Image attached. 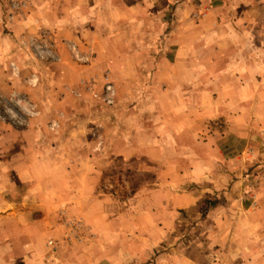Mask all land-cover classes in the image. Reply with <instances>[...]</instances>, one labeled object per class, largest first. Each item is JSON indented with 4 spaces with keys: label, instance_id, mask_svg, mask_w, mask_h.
<instances>
[{
    "label": "rangeland",
    "instance_id": "1",
    "mask_svg": "<svg viewBox=\"0 0 264 264\" xmlns=\"http://www.w3.org/2000/svg\"><path fill=\"white\" fill-rule=\"evenodd\" d=\"M35 1L0 0V256L13 247L15 233L29 230L27 235L34 236V249L40 255L34 264H158L156 257L167 253V243L156 250L147 247L144 255L136 257L135 249L126 245L125 250H117L120 243L115 238L106 243L104 236H96L82 219L70 226H63L64 221L56 223L47 233L49 228L41 226L43 210L31 211L30 204L42 203L48 187L62 181L76 183L92 164L97 170L93 173L95 191L111 193L121 203L139 190L154 188L156 174L165 168V162L142 157L123 160L110 144L122 137L136 140L144 123L165 128L160 134L164 139L176 123L185 122V110H192L194 131L180 133L177 146L162 145L165 157L175 160L179 170H186L191 158L199 160L210 152L203 147L207 137L217 142L227 134L223 156L231 174L239 163L231 162L236 143L225 119H201L195 110H233V71L246 80L248 69L224 68L225 75L219 80L221 73L214 66L162 65L176 55L166 49L165 36L157 50L145 52L148 63L140 67L126 68L121 50L114 59H97V52L81 35H58L57 20L43 19L38 12L42 5ZM70 25L75 27L73 22ZM176 53L184 58V51ZM208 54L214 56L215 52ZM194 57L200 58V52H194ZM259 136L257 166L263 170L264 133ZM239 167L240 178L221 181L228 190L215 191L209 180L193 184L198 189L207 187L214 195H206L192 216L183 217L190 221L197 211L203 214L208 201L227 203L230 197L223 193H230L234 182L248 184L249 165L241 163ZM253 180L252 185L259 183ZM25 218L40 220V226H13L12 220ZM191 223L178 227L183 243L196 237L200 229L195 225L198 221ZM0 264L14 263L0 257Z\"/></svg>",
    "mask_w": 264,
    "mask_h": 264
},
{
    "label": "crops",
    "instance_id": "2",
    "mask_svg": "<svg viewBox=\"0 0 264 264\" xmlns=\"http://www.w3.org/2000/svg\"><path fill=\"white\" fill-rule=\"evenodd\" d=\"M198 1L200 5H195ZM35 2L42 5L38 12L43 19L57 20L58 35L71 38L81 35L91 43L97 59H114L121 50L122 64L126 68L140 67L148 63L145 52L157 50L161 37L165 36L166 49L176 55L174 60L164 61L162 65L214 66L218 68L216 72L221 73L219 80L225 75L224 68L248 69L246 80L241 76L237 78L233 71V110H195L201 119H225L232 142L236 143L231 162L239 163L231 174L225 168L223 156L227 134L217 142L207 137L203 147L209 148L210 152L199 160L191 158V165L186 170H179L175 160L165 157L160 150L162 145L173 143L177 146L180 133L189 129L194 131L192 110H185V122L176 123V128L166 132L164 139L160 134L165 128L144 123L136 140L122 137L110 144L123 160L142 157L156 163L165 162V168L156 174L154 188L139 190L127 202L121 203L111 193L95 191L97 178L93 173L97 170L92 164L76 183L62 181L46 188L42 203L31 202V211L43 210L41 226L49 228L46 232L56 223L62 225L64 221L63 226H70L82 219V224L99 238L104 236L106 243L115 238L120 243L117 250H125L126 245L135 249L136 257L144 255L147 247L156 250L167 243V253L156 257L158 264H264V169L258 170L260 166H257L260 157L257 140L264 133V0ZM72 22L77 28H72ZM181 51L185 52L183 59L176 53ZM198 51L200 58L194 57V52ZM208 52H215V55L210 56ZM241 163L250 167L245 175L249 179L247 185L234 182L230 193H223L230 197L227 203L218 204L205 214L197 211L190 221L183 217V214L192 216L190 213L193 214L206 195H214L207 187L198 189L193 184L209 180L213 182L212 188L221 192L225 189L221 181L240 178ZM253 179L259 183L256 181L252 185ZM39 221L33 218L12 220L15 227L31 229L40 226ZM192 221H198L195 225H200V229L196 237L183 243L178 227L184 223L192 225ZM21 233L23 236L15 233L13 247L0 257L12 259L14 264H34L40 258L34 249V236L27 235L29 230ZM180 244L182 246L178 247Z\"/></svg>",
    "mask_w": 264,
    "mask_h": 264
},
{
    "label": "trees",
    "instance_id": "3",
    "mask_svg": "<svg viewBox=\"0 0 264 264\" xmlns=\"http://www.w3.org/2000/svg\"><path fill=\"white\" fill-rule=\"evenodd\" d=\"M207 203H208V207L206 209L202 210L203 214H205L207 212V210H209L210 208H213L216 205H218L217 202H212V201H208Z\"/></svg>",
    "mask_w": 264,
    "mask_h": 264
},
{
    "label": "built area",
    "instance_id": "4",
    "mask_svg": "<svg viewBox=\"0 0 264 264\" xmlns=\"http://www.w3.org/2000/svg\"><path fill=\"white\" fill-rule=\"evenodd\" d=\"M110 90H111V88L110 87H107V91H110ZM48 244H49V246H52L54 243L50 241Z\"/></svg>",
    "mask_w": 264,
    "mask_h": 264
}]
</instances>
